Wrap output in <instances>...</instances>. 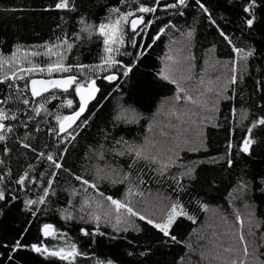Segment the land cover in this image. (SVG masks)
<instances>
[{"label": "snow or ice", "instance_id": "snow-or-ice-1", "mask_svg": "<svg viewBox=\"0 0 264 264\" xmlns=\"http://www.w3.org/2000/svg\"><path fill=\"white\" fill-rule=\"evenodd\" d=\"M225 7L219 0L213 3L212 0H171V2L161 3V0H118L115 4H106L104 14L99 19L89 20L87 14H81L82 5L78 0H53V3L43 9L45 12L60 11L62 13H71L77 18L78 30L69 34L64 32L62 36H56L55 40L44 41L43 44L30 46L36 50H25L24 58L27 59V67L19 66L20 58L17 56L18 46L13 45V51L10 56L0 55V68L7 63L14 70L6 75L0 76V83L9 80V89L15 85L17 80L28 76L24 89L16 88V94L12 97L6 95L0 104L15 102L24 106V119H21L18 113L19 108L9 109L0 107V141H5L8 135L13 133L16 127L22 126L26 131L23 137L17 140L22 149L35 153L36 163H28L15 176H13L10 167L0 169V217L6 216L17 208V202L21 200L23 207L20 211L27 213L30 217L27 220V226L19 233L11 243L0 241V248L6 250V260H0V264H13L14 254L21 250L35 254L40 260V264H120L115 254H111L107 259H99L95 255L93 246L103 244L102 239L106 238L114 250L123 249L121 256L132 258L127 264H150V258L154 255L156 249L151 244L141 246L133 239H128V234H140L144 231V225L158 233L155 241L158 247L169 246V244H180L177 236L172 234V229L178 219L183 217L195 222L183 202L177 198L172 200L167 206L161 209V214L157 216L154 212L146 214L139 210L135 204V197H143L144 193L140 190L141 185L147 182V179H155L156 175L163 177L168 168L175 163L182 150L183 145L179 142H164L163 146H158L157 142L148 138L137 142L125 139L124 129L119 125L135 123L137 115L135 109L121 106L120 112L113 118L111 129L105 128L103 131L104 143L100 144L95 150L98 160H104L106 154L114 157L112 163H105L104 169H97L93 179L89 180L82 174H76L64 164L67 145L76 139L80 129L89 125L91 116H85L89 109V103L93 100L100 103V97L110 98L114 92L123 91V85L129 84V92L138 90L140 87L138 81H133L132 76L138 67L141 58H147L150 50L153 49L155 42L162 39L163 35L169 30L176 29V24L172 16L184 17L186 9L195 7L199 16L207 21L209 27L214 28L218 36L226 43L231 57L228 65L230 73L223 83H214L211 80L205 82L203 76L199 84L204 92L214 94L211 100V106L203 105L207 108V116H199L197 123L208 122L213 127H219L215 122V113L219 111L221 101L233 100L237 95V84L244 83V77L248 73L250 62L257 57L264 59V0H240L239 9L235 13L239 20L236 25L239 35H230L225 26L233 23L230 19L231 10L237 8L235 0H226ZM217 9H220V15H215ZM17 9H12L16 11ZM166 13L168 19L164 22L158 13ZM228 12L226 16L224 13ZM151 16V18H149ZM61 24L56 27L61 28L66 23L63 15L60 16ZM221 21L223 23H221ZM155 26L154 34H150V29ZM194 29L189 27L186 32H181L184 37L185 45L191 44ZM145 36L152 42H148ZM88 41V53L91 55V48L95 46L96 61L86 64L80 61L76 63H67L69 54L73 51L83 54L84 41ZM177 55L165 54L161 57V65L153 75L154 80L164 81L175 85V93L170 98V107L167 115L175 116L178 120L185 113L177 108V103L181 100L200 106L199 98L193 99L183 82L193 79L192 61L194 57L188 55H179L180 49H176ZM48 57L47 63L41 66L34 63L31 57ZM85 69L91 75L85 74ZM239 69V74H238ZM47 73L48 78L35 79L30 74ZM19 73V75H17ZM58 74L52 78V74ZM179 73V76H178ZM83 77V79H81ZM107 82L106 86L98 85L97 81ZM219 80V78H217ZM131 81V83H130ZM115 82V85H114ZM113 88V92L107 93V88ZM231 87L232 95H227ZM59 90V91H57ZM74 90L75 96H72ZM30 91V96L27 93ZM99 93V97H98ZM255 93L260 95L257 99L260 103L253 101L252 107L261 115L256 116L250 110L243 109L240 112L239 120H236L237 109L233 106L230 109V115L233 119L225 117L228 127V138L223 154L219 157L228 169L241 164L242 175L237 181L236 189L245 199L254 195L258 190L261 196H264V171L259 173L258 184L250 183L244 178L247 166L251 163L250 158L253 155L254 145L257 143L254 138V132L257 128H264V82L255 81ZM254 93V94H255ZM203 95V93H201ZM72 97V98H69ZM38 98V99H37ZM78 98V106L75 100ZM59 100L55 109L49 110L47 105L52 101ZM70 109L69 114H62L61 109ZM41 113L47 118L55 121V125H49L46 128L49 136L53 138L51 144H45L44 148L37 150L33 144L29 143L30 123L35 121ZM197 116L196 112L191 113ZM19 121V125L11 123ZM7 122V123H6ZM242 130L239 143L234 144L236 128ZM36 131H40L39 122H37ZM130 134V131L127 132ZM161 135H164L162 132ZM185 143H187L185 141ZM47 149V151H45ZM194 150V149H190ZM11 150L5 146L3 154L10 155ZM120 158H124L127 163H121ZM211 163H217L216 157L210 158ZM4 161L0 160V165ZM43 169V170H41ZM145 169L148 171L145 172ZM66 173L78 182L79 187L71 183L60 185L58 177L60 173ZM147 178V179H146ZM187 179L191 182H200L201 179L211 190L215 182V176L204 175L200 177L196 174L194 167H187L180 172L177 177H173L178 189L185 188L182 181ZM99 181H108L111 184H122L126 190L121 198H114L112 195H106L99 189ZM60 192H66L67 202L64 207L55 209L59 219L68 225L70 222L92 225L88 228L79 227V236L73 237L67 231L61 230L51 222H40L37 226V238L35 242L24 243L25 234L29 232L34 222L39 221L40 215L47 214L52 210L51 204L54 199H59ZM80 199L77 205L76 200ZM163 199H167L166 197ZM201 209L206 205L196 201ZM236 220L241 223V217ZM140 222H143L141 224ZM101 225L111 229L110 232L102 230ZM81 238H84L81 240ZM239 241L244 245L243 256L245 259L232 258L228 264H248L247 258L250 256L247 242L243 234L239 236ZM89 249H92L90 254ZM224 252L235 251L232 248L225 247ZM254 255V252H253ZM201 258H205V253L201 252ZM220 259L218 256L209 258V264L212 260ZM183 257H181V261ZM19 264V262H16ZM180 264V262H176Z\"/></svg>", "mask_w": 264, "mask_h": 264}, {"label": "trees", "instance_id": "trees-1", "mask_svg": "<svg viewBox=\"0 0 264 264\" xmlns=\"http://www.w3.org/2000/svg\"><path fill=\"white\" fill-rule=\"evenodd\" d=\"M145 2L147 3L149 0H145ZM164 2H171V0H161L162 4ZM212 2L216 3L217 0H212ZM219 2L225 7H230L226 4V0H219ZM52 3L53 0H0V54L10 55L13 51V45L18 47L37 46L43 44L44 41L55 40L56 36H62L64 32H67L70 36L72 32L77 31L78 26L75 15L60 11H43L45 7ZM109 3L115 4L118 3V0H78V4L83 7L81 14L86 13L89 20L99 19L104 14L105 5ZM189 3L192 4L193 0H189ZM235 3L237 8L231 10L230 16L233 23L225 26L230 35H239V30L236 27L239 20L235 13L239 9L240 0H235ZM12 9L17 10L12 11ZM185 11L186 15L184 17L175 15L171 17L176 24V29L166 32L161 40L155 42L153 49L150 50V55L146 59L141 58V62H139L132 76L133 81L139 82L140 87L138 90L130 93L129 84H124L123 91L114 92L108 99L100 97L99 104L94 101L90 105V110L87 111L85 116H91L92 119L86 128L79 130L76 139L67 145L68 150L64 164L72 172L82 174L91 180L97 169H104L106 162L112 163L114 157L111 154H106L104 160H98L95 150L99 148L100 144L104 143L103 131L105 128L111 129L113 118L117 115L116 104L119 103L124 108L131 107L135 109L136 114L140 118H137L135 123H121L119 125L120 129L125 130L124 133H120L125 135V139H135L137 142L142 143L146 136L149 138V133L152 129L151 132L157 131L159 136L162 137L161 139H154L157 144L163 140L164 142L174 143L176 138L179 137V142L183 145L175 163L168 168L167 173L163 177L156 175L155 179L146 178L147 182L141 185L140 188L144 193L143 197L156 194L155 196L168 197L171 201L179 198L186 206L189 214L194 217L195 222L183 217L178 219L171 231L181 241L180 244L158 247L155 241L159 234L147 225H144V231L140 234H128V239H133L134 242H138L141 246L151 244L156 249L154 255L150 258V264H176L178 261L180 264H209V258L217 256L215 254L214 256L210 255L211 249H213V247H210L211 244L218 245L221 241L227 242L222 236L214 237V230L209 229V227H202L208 211L214 209L231 226L230 233L234 243L228 247L235 251L231 255L212 260L211 264H228V261L232 258L245 259L243 256L244 245L239 241L241 234L245 237L250 253L247 258L248 264H264V196H261L257 190L254 195L245 199L236 189L237 181L242 175L241 168L243 166L237 163L235 168L228 169L224 162L219 160V157L224 152L229 135V125L225 122V117L228 116L229 119H233L230 115V109L233 106L236 107V120H239L242 108L249 109L250 118L249 121H245V124L249 123L251 118H253L251 113L254 112L256 116L261 115L260 112L255 111L252 105L253 101L260 103V100L257 99L260 94L255 93V81L261 80L264 82V59L257 57L252 60L248 73L244 77V83L240 84L238 82L236 86L237 95H235L234 99L220 102L219 111L214 114L215 122L219 127H213L208 122L197 123L199 116H207L209 114L207 108L203 105L207 104L210 107V102L214 98V94L204 92L203 87L199 84L201 77L203 76L205 82L211 80L217 84L223 83L230 73L228 62L231 57L229 56L230 50L227 48L226 43L218 36L216 30L209 27L207 21L199 16L195 7H189ZM220 11V9H217L215 15L219 16ZM224 14L226 16L229 15L228 12ZM61 15L64 16L67 22L63 23L61 28L58 29L56 26L61 24ZM158 15L164 22L167 21L168 16L166 13L160 12ZM221 23L223 22L221 21ZM189 27L194 29L193 37L190 46L184 47L185 40L181 36V32H186ZM155 30L154 26L149 30L150 34H154ZM145 39L148 42H152L148 36H145ZM180 45L183 46L182 52L185 56L190 55L195 58L192 61L194 65L192 68L193 79L186 81L183 85L189 90L193 99L199 98L200 106L191 103L193 107L191 108L185 101H179L177 108L184 112L185 115L178 120L175 116L167 115L171 103L170 98L175 93V85L154 80L153 75L161 65L160 58L165 56L166 53L177 55L174 49H180ZM88 48L89 45L86 38L83 45V54L73 51L69 54V59L66 62L76 63L80 61L86 64L95 62L98 49L92 46V54L89 55ZM3 74V72H0V75L3 76ZM86 75H91V73ZM27 80L26 76L17 80L11 89H9V84L12 83L11 80L0 83V100H3L6 95L12 97L13 94H16L17 87L24 89ZM97 83L102 87L107 85L105 81L98 80ZM71 92L74 97V90H71ZM109 92H113V88H107L105 95ZM226 94L232 95L231 87ZM27 95L30 96V93L28 92ZM58 103H60L59 100H54L47 107L49 110L55 109ZM74 106H77V98ZM0 107L19 108L20 112L18 115L21 119H24V106L22 104L10 102L8 104H0ZM60 111L62 114H67L71 110L63 111L61 109ZM193 112H196L197 116H192L191 113ZM164 113H166L167 117L165 116L163 120L160 116ZM159 117L162 124L153 129L154 126L152 127V124ZM37 122H39L40 131H36ZM11 123L19 125V121H12ZM53 124L55 125V121L50 117L47 118V123L45 122L43 113L30 123L29 143L33 144L38 151L44 148L45 144L53 142V138L46 131V128ZM242 130L240 127L236 128L234 144L239 143ZM25 131L22 126H18L13 133L8 135L5 141H0V160L4 161V164L0 165V169L10 167L13 176L22 168H25L28 163H36L35 153L22 149L17 143V140L24 136ZM128 131H130V134H127ZM161 132L166 136H162ZM254 138L257 143L254 145L253 155L250 158L251 163L247 166L244 178L250 183L258 184L259 173L264 171V128H257L254 132ZM164 142L161 144L163 145ZM5 146L11 150L9 156L3 154ZM211 157H216L218 162L211 163ZM120 160L126 166L127 161L124 158H120ZM187 167H194L196 174L200 177L204 175L215 176L216 180L212 184V189L210 190L202 179L198 183L195 181L190 183L187 179H184L182 183L185 188L183 190L178 189L173 177H177ZM147 171L145 169V172ZM57 179L60 185H65L67 182L79 187L78 182L67 176L66 173L61 172ZM98 183L101 191L106 195H112L114 198H121L126 190V186L122 184L114 185L108 181H99ZM67 196L66 192H60L59 199H54L51 204L52 210L47 216L41 214L39 221L34 222L29 232L25 234L24 243L36 241L38 235L37 226L40 222H51L61 228V230L67 231L73 237L79 236V227L81 226L88 228L89 231L91 230L92 225L76 222H70L65 225L59 219L55 209L66 205ZM196 201L204 203L206 207L201 209ZM79 202L80 199L77 198V205ZM22 207L21 198L17 202L16 209L6 216L0 217V241L11 243L15 238L19 237V233L27 226V220L30 217L27 213L20 211ZM237 216L241 217V223L237 222ZM140 223L143 224V222ZM214 227L217 228V225L214 224ZM101 228L106 232L111 231V229L105 228L103 225H101ZM225 234L227 235L228 232ZM83 239L81 238V240ZM98 239L104 241L100 246H93L95 255L99 259H107L111 254L116 255L120 264H127V261L132 259L121 256L120 253L124 250H114L106 238ZM202 251L205 253V258L203 259L201 258ZM89 252L91 254L92 249H89ZM234 252H236V255ZM14 256L15 261L13 264H16V262H19V264H40L42 259H38L35 254L25 250L19 251ZM181 257H183L182 261ZM0 260H6V250L3 248H0ZM89 264H91V259Z\"/></svg>", "mask_w": 264, "mask_h": 264}, {"label": "rangeland", "instance_id": "rangeland-1", "mask_svg": "<svg viewBox=\"0 0 264 264\" xmlns=\"http://www.w3.org/2000/svg\"><path fill=\"white\" fill-rule=\"evenodd\" d=\"M18 48H19V51L17 52V56L21 60V63H20L19 66H21V67H27V66H29L27 64V59L24 58V56H23V52L25 50H36V49L35 48H31V47H23V46L18 47ZM182 48H183V46L180 45V53H179V55H180L181 59H182L183 56H185V54L182 52ZM176 49H178V48H176ZM176 49H174V50L176 51ZM8 56H10V55H8ZM30 59H32V61L34 63H39L41 66H44V64L47 63L46 60L48 59V57L41 55V56H38V57H31ZM13 70H14V67H10L7 63L4 65L3 68H0V72H3L4 73L3 76L5 74L6 75L10 74ZM86 72L87 73H90V72H88L87 69H85V74H87ZM17 75H19V73H17ZM30 75L32 77H35V76H41V77L42 76H48L47 73H39V72L34 73V74H30ZM52 75H58V74L53 73ZM0 76H2V75H0ZM178 76H179V73H178ZM26 77L28 78V76H26ZM185 82L186 81H184L183 83H185ZM186 103H188V105L191 108H193L191 103H189V102H186ZM121 106L122 105H120L119 103L116 104L117 114L120 112ZM69 110L70 109H67V108H64L63 109V111H69ZM165 116L167 117L166 113H164L160 117H162L163 120H164L165 119ZM160 117L157 118L155 122H153V124H152V127L154 126L153 129L157 128L158 125L162 124V123H160ZM137 118H140L139 115H137ZM151 131H152V129H151ZM151 131L149 133V138H151L152 140H154L155 138L156 139H161L162 138V137L159 136V134L157 133V131L156 132H151ZM164 136H166V135L164 134ZM163 142H164V140L161 141L160 143H158V146H163L161 144ZM155 195L154 194H152V195L150 194L147 197L146 196H144V197H135V198H133L134 199V204H135V206L139 210L145 211L146 214H151V213L154 212L157 216H159L161 214V209H163L165 206H167L171 202V200L168 197H166L167 199H163V198H165V196H162V195H158V196H155ZM214 224L217 225V228L214 227ZM202 227L203 228L204 227H206V228L209 227V229L214 230L213 231L214 234H215L214 237L222 236L223 239L225 241H227V242L221 241V242L218 243V245L212 243L210 247H213V249H211L210 255L214 256V254H215L219 258H222V257H225V256H228V255L233 254V252H224L223 251V249L225 247H228L229 245H231L232 243H234V239L232 238L231 233H230L231 226H229V224L226 223V220H224V218H222L219 215V213H216V211L214 209H210L208 211L206 217H205V222L202 225ZM227 232H228V234L226 235L225 233H227ZM189 251H191V249H189ZM235 253L236 252H234V254ZM206 257H208V256L206 255Z\"/></svg>", "mask_w": 264, "mask_h": 264}, {"label": "water", "instance_id": "water-1", "mask_svg": "<svg viewBox=\"0 0 264 264\" xmlns=\"http://www.w3.org/2000/svg\"><path fill=\"white\" fill-rule=\"evenodd\" d=\"M32 78H35V79H44V78H48V77H37V76H35V77H32ZM52 78H55V77H52ZM29 93H30V91H29ZM95 100H93V101H91L90 103H89V107H90V105L94 102ZM77 106H78V98H77ZM87 111L88 110H86V113H87ZM85 113V114H86ZM67 114H69V113H67ZM84 114V115H85Z\"/></svg>", "mask_w": 264, "mask_h": 264}, {"label": "flooded vegetation", "instance_id": "flooded-vegetation-1", "mask_svg": "<svg viewBox=\"0 0 264 264\" xmlns=\"http://www.w3.org/2000/svg\"><path fill=\"white\" fill-rule=\"evenodd\" d=\"M57 75H52V77H56ZM37 77H41V76H37ZM42 77H48V76H42ZM59 91V90H57ZM71 91V90H70Z\"/></svg>", "mask_w": 264, "mask_h": 264}]
</instances>
